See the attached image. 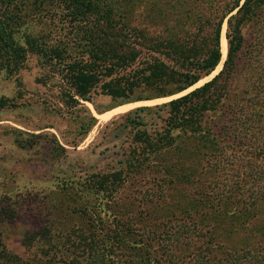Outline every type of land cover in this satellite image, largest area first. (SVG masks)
<instances>
[{
  "label": "rangeland",
  "instance_id": "1",
  "mask_svg": "<svg viewBox=\"0 0 264 264\" xmlns=\"http://www.w3.org/2000/svg\"><path fill=\"white\" fill-rule=\"evenodd\" d=\"M107 1L115 7L117 19L126 21L131 1L133 16L136 20L141 16V0ZM60 2L14 0V11L22 20L16 40L26 47L24 37L28 36L77 49L80 42L72 39L75 35ZM121 32L126 37V30ZM225 56L219 67L182 92L134 100L152 94L138 84L125 92L130 99L126 102L100 89L110 79L126 75L136 63L119 66L99 81L91 101L79 99L78 104H71L65 84L42 64L36 51H28L20 67L10 70L0 64V248L25 258L43 254L54 264H68L72 259L84 263L88 249L81 243L92 229L102 242L114 246L109 257L115 259L139 263L154 258L153 250L160 254L155 257L157 264H206L212 256L223 257L222 250L237 245L239 238L237 233L230 238L221 230L231 216L217 207L223 206L224 184L235 180L237 173L229 170L231 165L201 161L191 170L176 166L170 176L161 165L141 162L135 166L132 152L138 128L126 122V115L201 86L218 73ZM122 104H128L125 111L98 119ZM134 115L141 116L145 122L141 128L148 132L163 124L154 109L130 116ZM211 212L221 217L217 226L209 217ZM151 231L157 237L146 241ZM210 234L219 235L212 240ZM126 246H133L135 252L130 254ZM90 256L98 258L100 253L91 251Z\"/></svg>",
  "mask_w": 264,
  "mask_h": 264
},
{
  "label": "trees",
  "instance_id": "2",
  "mask_svg": "<svg viewBox=\"0 0 264 264\" xmlns=\"http://www.w3.org/2000/svg\"><path fill=\"white\" fill-rule=\"evenodd\" d=\"M13 1L0 0V64L10 70L20 67L27 52L36 51L42 64L52 68L65 84L64 93L71 104H78L79 99L91 101L101 79L116 67L134 63L126 75L101 84L102 92L126 102L130 99L125 92L138 84L152 94L134 100L186 90L219 64L225 24L227 51L217 74L163 104L136 108L126 115V122L138 128L132 152L135 166L141 162L161 165L167 176L176 173V166L191 170L200 161L232 166L229 170L236 172L237 178L224 184L223 206L217 208L231 216L223 221L221 230L228 237L237 233L239 243L225 247L223 257L212 256L205 263L264 264V0H141L137 20L131 1L126 21L114 17L115 7L107 0H61L60 7L75 35L72 39L80 42L77 49L28 36L24 37L28 46L19 43L16 37L22 20ZM152 109L163 124L148 132L141 128L145 125L141 116L130 115ZM201 174L204 172H197ZM209 217L214 226L221 221L214 212ZM150 233L146 241L157 237L155 231ZM210 235L213 240L219 234ZM86 239L81 246L88 249L89 258L84 263L72 259L68 264H157L155 257H160L153 250L154 258L139 263L131 258L115 259L109 257L114 246L102 242L95 231L89 230ZM98 239L100 242L95 241ZM146 245L150 247V242ZM126 249L130 254L136 250L133 246ZM91 251L100 256L91 258ZM0 264L54 261L43 254L25 258L2 246Z\"/></svg>",
  "mask_w": 264,
  "mask_h": 264
},
{
  "label": "bare ground",
  "instance_id": "3",
  "mask_svg": "<svg viewBox=\"0 0 264 264\" xmlns=\"http://www.w3.org/2000/svg\"><path fill=\"white\" fill-rule=\"evenodd\" d=\"M220 50H221L222 57H224V55L226 53V40L224 38L223 32L221 33V37H220ZM219 66H220V64L218 65V67ZM127 106H128V104H122V105H119V106H117V107H115V108H113L107 112L101 113L98 115V119L103 121V120L109 118L111 115L125 111Z\"/></svg>",
  "mask_w": 264,
  "mask_h": 264
},
{
  "label": "water",
  "instance_id": "4",
  "mask_svg": "<svg viewBox=\"0 0 264 264\" xmlns=\"http://www.w3.org/2000/svg\"><path fill=\"white\" fill-rule=\"evenodd\" d=\"M224 38H225V36H224ZM225 40H226V38H225ZM226 51H227V41H226ZM225 55H226V53H225ZM220 62H221V60H220Z\"/></svg>",
  "mask_w": 264,
  "mask_h": 264
}]
</instances>
